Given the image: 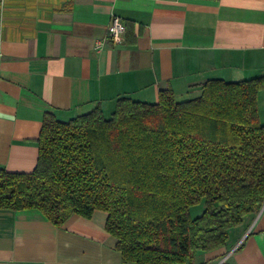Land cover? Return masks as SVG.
I'll return each mask as SVG.
<instances>
[{
	"label": "crops",
	"instance_id": "0c3cea01",
	"mask_svg": "<svg viewBox=\"0 0 264 264\" xmlns=\"http://www.w3.org/2000/svg\"><path fill=\"white\" fill-rule=\"evenodd\" d=\"M123 41L107 36L110 19ZM102 46L97 49V42ZM264 77V0H0V168L30 173L44 115L69 120L160 90L197 97L208 79ZM264 117V87L258 94ZM107 215L56 227L38 210H0V264H129L105 230ZM264 264V209L225 246L181 264Z\"/></svg>",
	"mask_w": 264,
	"mask_h": 264
},
{
	"label": "trees",
	"instance_id": "16d2710c",
	"mask_svg": "<svg viewBox=\"0 0 264 264\" xmlns=\"http://www.w3.org/2000/svg\"><path fill=\"white\" fill-rule=\"evenodd\" d=\"M263 87V76L212 78L194 98L121 97L109 117L100 107L68 122L46 114L33 171L0 168V210H38L56 227L103 211L129 264H181L223 247L264 209Z\"/></svg>",
	"mask_w": 264,
	"mask_h": 264
},
{
	"label": "built area",
	"instance_id": "2783aa9c",
	"mask_svg": "<svg viewBox=\"0 0 264 264\" xmlns=\"http://www.w3.org/2000/svg\"><path fill=\"white\" fill-rule=\"evenodd\" d=\"M124 33H125V27L124 24L121 22V20L118 17L113 16L110 19V22L107 26V36L116 43H120L123 41L124 38ZM102 46V42H97L95 47L99 49ZM225 257L221 261L214 263V264H225L226 261ZM6 264H12V263H6Z\"/></svg>",
	"mask_w": 264,
	"mask_h": 264
},
{
	"label": "rangeland",
	"instance_id": "374dc122",
	"mask_svg": "<svg viewBox=\"0 0 264 264\" xmlns=\"http://www.w3.org/2000/svg\"><path fill=\"white\" fill-rule=\"evenodd\" d=\"M261 122L264 123V117H262ZM203 209H204L203 202H201L200 204L192 207L191 210H190L191 217H196V216L200 215L201 212L203 211Z\"/></svg>",
	"mask_w": 264,
	"mask_h": 264
}]
</instances>
